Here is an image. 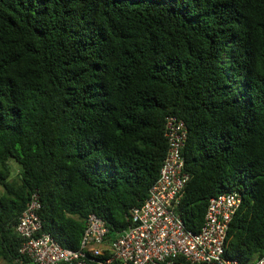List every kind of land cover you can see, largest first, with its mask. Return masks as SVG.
Instances as JSON below:
<instances>
[{"label": "trees", "instance_id": "obj_1", "mask_svg": "<svg viewBox=\"0 0 264 264\" xmlns=\"http://www.w3.org/2000/svg\"><path fill=\"white\" fill-rule=\"evenodd\" d=\"M169 117L188 130L176 212L198 232L212 198L241 193L227 256L259 258L264 0H0V259L17 264L34 192L64 248L92 214L126 230L159 177Z\"/></svg>", "mask_w": 264, "mask_h": 264}, {"label": "built area", "instance_id": "obj_2", "mask_svg": "<svg viewBox=\"0 0 264 264\" xmlns=\"http://www.w3.org/2000/svg\"><path fill=\"white\" fill-rule=\"evenodd\" d=\"M168 150L160 174L140 207L129 213V227L111 233L92 214L77 249L64 248L44 233L40 195L34 192L16 226L22 239L17 264H264L259 258L241 263L227 256L230 224L242 205L241 193H226L209 202L203 226L189 230L176 212L190 175L182 151L188 137L184 121L169 117L165 126Z\"/></svg>", "mask_w": 264, "mask_h": 264}, {"label": "rangeland", "instance_id": "obj_3", "mask_svg": "<svg viewBox=\"0 0 264 264\" xmlns=\"http://www.w3.org/2000/svg\"><path fill=\"white\" fill-rule=\"evenodd\" d=\"M12 165H13V167H14V170H15V171H18V167H17L16 162L12 161ZM0 264H7V263H6L4 260H1V259H0Z\"/></svg>", "mask_w": 264, "mask_h": 264}]
</instances>
